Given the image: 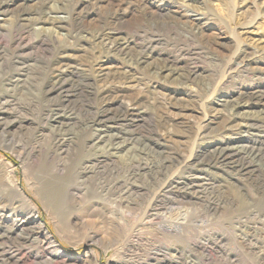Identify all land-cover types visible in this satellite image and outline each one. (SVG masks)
Segmentation results:
<instances>
[{"label":"rangeland","instance_id":"1","mask_svg":"<svg viewBox=\"0 0 264 264\" xmlns=\"http://www.w3.org/2000/svg\"><path fill=\"white\" fill-rule=\"evenodd\" d=\"M0 264H264V0H0Z\"/></svg>","mask_w":264,"mask_h":264},{"label":"bare ground","instance_id":"2","mask_svg":"<svg viewBox=\"0 0 264 264\" xmlns=\"http://www.w3.org/2000/svg\"><path fill=\"white\" fill-rule=\"evenodd\" d=\"M56 10V9H55ZM49 12H51V11H49ZM50 15V14H49ZM45 16H46V14H45ZM47 17V16H46ZM41 18V17H40ZM54 18V17H53ZM55 19V18H54ZM62 19V18H61ZM53 21V20H52ZM58 21V20H57ZM42 28H44L45 29V26H43V27H41V29ZM106 44V43H105ZM127 113H128V111H127ZM98 118V117H97ZM103 118H98V121H99V123H98V126H100L101 124H102V122H103ZM94 121V120H93ZM11 124V125H10ZM247 125V124H246ZM15 127V125H14V123H12V122H10V123H7V125H6V128L7 127ZM101 127V126H100ZM97 129H99V128H97ZM102 129V128H101ZM96 131V130H95ZM96 134V133H95ZM94 135V134H93ZM105 135V134H104ZM98 138H100L101 140H104V137H103V135H99V137ZM108 141V140H107ZM120 146H122V145H120ZM118 148H119V146H117ZM117 148V149H118ZM122 148V147H121ZM243 147L242 148H240V147H238V146H236V147H227V148H225V147H223L222 149L220 148V150H217V152L214 154V157H215V159L216 160H218V161H220V162H236L235 160H236V154H241V152H243ZM109 152V151H108ZM105 154V153H104ZM112 155H115L116 154V152H114L113 153V151H112V153H111ZM239 168H242L243 170H246L247 168H246V166H244L243 164H239ZM29 220V219H28ZM28 220H26V219H24V220H21L22 222H27Z\"/></svg>","mask_w":264,"mask_h":264}]
</instances>
